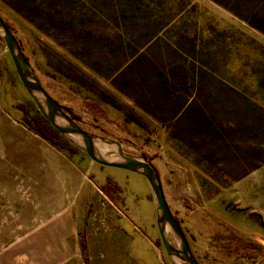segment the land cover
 I'll return each mask as SVG.
<instances>
[{
    "label": "rangeland",
    "instance_id": "1",
    "mask_svg": "<svg viewBox=\"0 0 264 264\" xmlns=\"http://www.w3.org/2000/svg\"><path fill=\"white\" fill-rule=\"evenodd\" d=\"M0 16L65 112L152 162L199 264L264 262V0H0ZM29 100L0 37V250L68 208L79 264H105L120 217L168 264L145 178L36 134Z\"/></svg>",
    "mask_w": 264,
    "mask_h": 264
},
{
    "label": "water",
    "instance_id": "2",
    "mask_svg": "<svg viewBox=\"0 0 264 264\" xmlns=\"http://www.w3.org/2000/svg\"><path fill=\"white\" fill-rule=\"evenodd\" d=\"M0 37L20 84L41 116L64 140L97 164L135 172L145 178L154 202L155 224L167 263L199 264L177 219L169 209L159 174L152 162L145 156L124 151L121 144L114 139L83 129L71 118L40 84L18 40L1 16Z\"/></svg>",
    "mask_w": 264,
    "mask_h": 264
},
{
    "label": "crops",
    "instance_id": "3",
    "mask_svg": "<svg viewBox=\"0 0 264 264\" xmlns=\"http://www.w3.org/2000/svg\"><path fill=\"white\" fill-rule=\"evenodd\" d=\"M113 224L118 227L104 232L106 238L99 243L105 264H164L159 248L130 219L120 217ZM76 232L66 208L1 249L0 264H79Z\"/></svg>",
    "mask_w": 264,
    "mask_h": 264
},
{
    "label": "trees",
    "instance_id": "4",
    "mask_svg": "<svg viewBox=\"0 0 264 264\" xmlns=\"http://www.w3.org/2000/svg\"><path fill=\"white\" fill-rule=\"evenodd\" d=\"M8 28L10 29L8 23L6 22ZM11 30V29H10ZM27 58V57H26ZM30 108L28 110H25L26 112L29 113L30 116H28L27 122L25 124L33 130L36 134L40 135L41 137L47 139L49 142L52 144H66L69 145L71 148L78 150L76 147L68 143L66 140H64L59 133L41 116L39 111L36 109L34 106L33 102L29 100ZM71 118L74 119L72 115H70ZM106 185H103V189L105 191H108L106 189ZM254 247H259V246H254Z\"/></svg>",
    "mask_w": 264,
    "mask_h": 264
}]
</instances>
